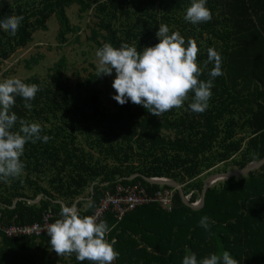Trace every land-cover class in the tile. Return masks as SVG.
<instances>
[{
  "label": "trees",
  "instance_id": "16d2710c",
  "mask_svg": "<svg viewBox=\"0 0 264 264\" xmlns=\"http://www.w3.org/2000/svg\"><path fill=\"white\" fill-rule=\"evenodd\" d=\"M94 1L97 0H0V20L13 14L24 18L15 36L0 28V71L11 61L17 50L27 46L35 31L47 29L46 25L51 17H55L59 24L58 41L64 43L66 34L74 32L66 9L76 4L80 12L88 11L89 5ZM190 4L191 0L104 1L93 10L92 18L95 22L92 26L88 25V40L94 44L96 50L110 41L108 32L104 29V22L97 20L99 14L111 18L109 13H115V20L119 22L124 19L132 25L128 28L125 43L136 46L138 51L158 43L156 32L159 25L167 24L170 34L178 31L186 41L192 38L197 43V62L202 70L199 78L205 81L210 79L208 73L214 66L212 63L204 66L207 49L214 48L222 57L223 75L212 81V96L208 107L203 111L207 113V123L210 126V113L214 114L216 109L220 110L221 116L228 112V115L236 119L240 117L237 115V109L243 110L242 114L240 113L243 119L240 129L243 136L248 133L249 138L238 149V141L232 138L235 135L236 121L230 117L223 124L221 137L218 140H209L208 148L220 154L212 152L209 159L211 163L208 166L202 165L200 172L217 164H224L225 161L228 165L231 162L230 167L241 170L264 159V0H207L206 7L210 9L212 19L199 24H192L184 19ZM112 45L121 46L114 42ZM35 63L36 60L30 57L28 61H24L23 68L28 69ZM62 64L59 62L58 67L64 68ZM114 78L115 70L111 75L98 76L97 72L89 73L83 80L88 85L98 86L97 103L103 115L112 113L117 121L126 120L131 129L142 130L145 138L155 140L166 136L169 140H164L163 143L169 151H182L184 141L191 144L200 140L199 142L206 146V140L201 138V123L193 122L187 125L183 124L184 118L178 121L170 120L178 116L179 108L157 117L130 100L124 105L117 103L112 98L116 94L112 88ZM37 80L30 78L27 81L38 84ZM38 95L40 93L29 103H34L39 98ZM193 95L194 93L189 94L187 102H191ZM69 100L77 110H84L87 105V99L82 95H71ZM24 103L25 101L17 96L16 103L10 110L15 112L18 120H24L30 114ZM33 114L38 115L39 111L33 110ZM43 118L39 116L38 120L42 121ZM50 121V118L45 119V122ZM110 124L113 127L111 121ZM41 126V138L47 135L50 139L46 143L43 139L37 140L32 146L36 155L45 161L36 160L34 164L24 167L27 174L32 175L30 171L35 174L33 180L29 177L8 179L11 186L6 187L8 195H0V222L4 225L10 222L19 225L39 222L46 211L59 217L61 205L55 201L71 206L80 198H84L76 204L80 215H91L104 193L112 190L118 181L123 185L139 184L147 193L169 188L149 184L139 176L128 180L134 174L148 178L163 176L160 172L143 170L125 175L119 171H110L102 174L101 180L97 182L96 178L102 169L99 161L91 157L88 164H83L87 156H90L89 152L84 153V156L81 154L82 162L75 163V156L71 154L67 143L68 137L74 132L70 124L64 128L52 126L45 130L44 126ZM205 129L212 131L204 132L207 135H214L216 130L207 126ZM98 137L97 134L85 130L84 140L90 143L91 148L100 144ZM99 150L100 148L97 151ZM236 151L239 153L233 161ZM23 156L28 160L32 156L28 147L24 150L21 160ZM231 156H234L232 160L229 159ZM169 179L180 182L174 175ZM40 181L45 182L48 190L41 188ZM203 182L200 178H193L187 187H182L185 196L191 192L189 203L199 200ZM92 185V191L86 190ZM40 194L42 198L37 204L18 200L12 205L8 200L10 195L18 199L35 200ZM88 201H92V207H88ZM173 204L174 208L170 212L161 210L155 203L138 207L118 223L111 214H105L101 220L107 221L111 228L106 238L109 242L115 240L113 246L119 254L115 264H182L183 257L188 252L195 253L200 260L211 253L219 254L222 251H228L239 264H264V166L247 176H234L214 182L208 187L204 205L199 210L184 205L177 190L174 191ZM204 216L208 217L207 231L200 226V220ZM0 264L91 262L77 261L75 254L59 257L52 250L50 237L46 234L40 237L7 238L0 232Z\"/></svg>",
  "mask_w": 264,
  "mask_h": 264
},
{
  "label": "rangeland",
  "instance_id": "374dc122",
  "mask_svg": "<svg viewBox=\"0 0 264 264\" xmlns=\"http://www.w3.org/2000/svg\"><path fill=\"white\" fill-rule=\"evenodd\" d=\"M104 1L107 0L94 1L89 5L88 11L80 12L79 6L76 4L66 9V15L70 26L74 27V32L66 34L64 43L58 41L59 24L55 17H51L47 22V29L45 31H35L31 35V41L27 46L17 50L12 56L11 61L2 68L0 71V81L9 77H16L24 82L26 80L27 83L31 84L33 82L27 80L30 78L38 79L37 85L40 90L37 93H40L38 95L39 98L32 103L33 107L30 110V114L24 120L28 123L37 122L43 125V130L46 128L50 129L52 126L64 128L70 124L74 132L68 137L67 143L70 146L71 154L75 156V163L82 162L81 154L84 156V153L89 152L90 156H87L83 164H88L91 157L99 161L102 169L99 171L100 175L96 178L97 182L101 180L102 174L110 171H119L122 175H125L129 172L143 170L145 172H160L163 175L162 178L168 180H171L169 177L174 175L178 178L180 181L178 183L182 187H187L193 178H200L204 181L210 174L237 171V169L229 166L232 165L231 162L228 165L225 161L224 164H217L215 167H209L208 170L205 169L207 171L200 172L203 168L202 165L208 166L211 163L209 159L212 152L220 154L208 148L209 140L210 138L218 140L221 137L222 129L224 128L223 124L230 117L236 121L234 128L235 135L232 138L238 141V149L249 138V134L246 133L243 136L240 129L243 122L240 113L242 114L243 110L237 109V115L240 117L236 119L234 116L228 115V112L221 116L220 110L216 109L214 114L210 113L212 122L209 126L207 123V113L191 111L188 107L190 102L185 101L184 106L179 108L180 112L178 116L170 120L178 121L184 118L183 124L201 123L203 126L201 138L206 140V146L201 144L200 140L191 144H187L183 140V150L180 152L169 151L165 147L164 140H169L166 136H160L155 140L145 138L142 130L131 129L126 120L117 121L112 113L107 115L101 113V109L97 103L98 86L88 85L83 80L89 73L97 72L98 60L95 56L96 48L88 40L90 34L88 25L92 26L95 22L92 18L94 8ZM109 16L111 18L99 14L97 20L104 22V29L110 37L109 43L112 44L114 42L122 45L125 43L128 28L132 25L128 24L124 19H120L119 22L115 20V13H109ZM76 27L79 29L76 30ZM30 57L31 59H35L36 63L32 64L28 69H24V61H28ZM59 62L63 63L64 68L58 67ZM76 94L86 97L87 105L84 110H77L71 104V100L69 99L71 95ZM110 100L112 101V99ZM33 110L34 112L38 110L39 114L34 116V113L32 115ZM229 110L232 111V108ZM39 116L44 117L42 121L38 120ZM48 118L51 121L45 122V119L47 120ZM110 121L113 123V127H111ZM206 126L216 129L214 135L204 134V132L212 133L211 130L205 129ZM18 127L19 124L17 123L14 130H17ZM85 130L99 136L100 144L98 147L91 148L90 143L84 140ZM68 133H70V129H68ZM86 133L89 134L88 132ZM32 144L29 141L24 148V150H27L28 147L30 153H32L29 160L26 159V156L22 157V162L25 166L34 164L36 160L45 161L36 155ZM99 148L100 150L97 151ZM209 151L211 152L209 153ZM238 153L239 151H236L235 157L231 156L229 159L232 160L234 157L233 161H235ZM59 155L62 156V153L59 152ZM173 155L176 156L173 157ZM30 173L32 175L27 174L23 170L20 177L35 179V174L31 171ZM190 174L193 178L190 177ZM8 186H10V181H0L1 196L6 197L8 195V189L6 188ZM40 186L48 190L45 182L40 181ZM91 187L88 186L86 190L90 191ZM25 192L31 193L28 190H25ZM13 198L10 195L8 200L12 201Z\"/></svg>",
  "mask_w": 264,
  "mask_h": 264
},
{
  "label": "clouds",
  "instance_id": "9594fccd",
  "mask_svg": "<svg viewBox=\"0 0 264 264\" xmlns=\"http://www.w3.org/2000/svg\"><path fill=\"white\" fill-rule=\"evenodd\" d=\"M207 0H191L186 9L184 19L192 24L208 22L212 13L206 7ZM23 16L8 15L0 20V28L15 36ZM159 42L154 46L144 47L141 51L134 45L123 43L114 47L105 43L97 49V73L111 75L115 70L112 97L120 105L129 100L143 106L149 113L157 117L174 108H182L189 94L194 93L188 107L191 111L202 113L208 107L212 96V81L223 75L222 57L214 49H207V60L214 66L208 73L210 79L205 81L201 67L197 62L199 48L192 39L185 38L170 29L167 24H160L156 32ZM39 86L35 83H25L19 78L9 77L0 81V181L7 182L11 178H19L24 170L21 160L27 142L35 143L43 139L48 142L47 135L41 138V125L37 122L28 123L19 119L15 112L10 111L16 103V97H21L24 107L29 111L33 105ZM19 124L17 130L16 125ZM92 207V201H88ZM200 226L209 230L208 217L200 220ZM50 237L52 250L60 256L75 254L77 261H90L91 264H113L118 257L114 248L115 240L109 242L106 238L111 228L107 221L99 220L94 215H80L75 204L62 205L59 218L46 227ZM182 264H239L228 251L211 253L198 260L195 253L184 255Z\"/></svg>",
  "mask_w": 264,
  "mask_h": 264
},
{
  "label": "built area",
  "instance_id": "2783aa9c",
  "mask_svg": "<svg viewBox=\"0 0 264 264\" xmlns=\"http://www.w3.org/2000/svg\"><path fill=\"white\" fill-rule=\"evenodd\" d=\"M153 179L160 181L167 180L166 178ZM175 190L174 188H160L155 192L147 193L139 184L123 185L118 181L114 184L112 190L104 193L91 215L96 216L99 222L105 214L109 213L113 216L116 223H118L126 214L136 210L138 207L151 203L157 204L165 212H170L174 208L173 195ZM190 196L191 194H188L185 197L189 200ZM198 203L199 201H196L192 204L197 205ZM57 218L59 217L54 213L46 211L39 222L32 224L19 225L10 222V224L4 225L0 222V232L7 238L15 236L40 237L45 234L47 235V225L55 222Z\"/></svg>",
  "mask_w": 264,
  "mask_h": 264
},
{
  "label": "water",
  "instance_id": "95a60500",
  "mask_svg": "<svg viewBox=\"0 0 264 264\" xmlns=\"http://www.w3.org/2000/svg\"><path fill=\"white\" fill-rule=\"evenodd\" d=\"M262 166H264V159L261 160L260 162L251 163V164L247 165L246 167H244L241 170L231 171V172H227V173H224V174H222V173L210 174L209 176L206 177V179L203 182V187H202V190H201L199 203L197 205L189 203V201L187 200V198L185 197V195L183 193L182 186L179 183H177L176 181H174V180H168L167 179V180L160 181V180H155L153 178H148V177H145V176L139 175V174L132 175L131 177L128 178V180H132V179H134V178L139 176L142 180H144L145 182H147L149 184L161 185V186H166V187H169V188H174V189H176L178 191L179 196L181 198V201L183 202L184 205H186L187 207H189V208H191L193 210H199L204 205V198H205V194H206V191H207L208 187L210 185H212L214 182L219 181V180H224V179H227V178H230V177H234V176H236V177H238V176H247L250 172L255 171V170H259ZM92 187H93V185H92ZM92 187H91V191L93 189ZM41 198H42L41 194L35 200H27V199L15 198L13 200V202H12V205L18 200H25L29 204H37L41 200ZM82 200L83 199H78L74 204L76 205L77 202L82 201ZM86 200H89V199H86ZM55 203H58L61 206L65 205L61 201H55ZM11 208H12V206H11Z\"/></svg>",
  "mask_w": 264,
  "mask_h": 264
},
{
  "label": "crops",
  "instance_id": "0c3cea01",
  "mask_svg": "<svg viewBox=\"0 0 264 264\" xmlns=\"http://www.w3.org/2000/svg\"><path fill=\"white\" fill-rule=\"evenodd\" d=\"M13 198V197H12ZM15 198H13V200H14ZM13 200L11 201V203L13 202Z\"/></svg>",
  "mask_w": 264,
  "mask_h": 264
}]
</instances>
